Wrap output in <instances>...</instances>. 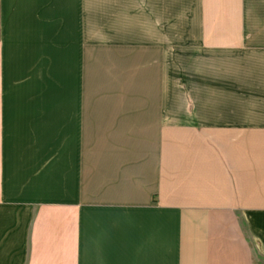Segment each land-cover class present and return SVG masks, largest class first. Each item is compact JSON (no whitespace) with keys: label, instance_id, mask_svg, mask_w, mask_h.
Returning a JSON list of instances; mask_svg holds the SVG:
<instances>
[{"label":"crops","instance_id":"obj_1","mask_svg":"<svg viewBox=\"0 0 264 264\" xmlns=\"http://www.w3.org/2000/svg\"><path fill=\"white\" fill-rule=\"evenodd\" d=\"M115 2L217 107H83L82 0H0V264H264V0Z\"/></svg>","mask_w":264,"mask_h":264},{"label":"rangeland","instance_id":"obj_2","mask_svg":"<svg viewBox=\"0 0 264 264\" xmlns=\"http://www.w3.org/2000/svg\"><path fill=\"white\" fill-rule=\"evenodd\" d=\"M111 6L109 0H82L79 68L83 107L198 105L216 109V82L202 81L201 68L188 59L175 60L177 65H148L143 51L113 46L108 22L110 17L111 31L116 2ZM155 53L157 57L162 54L157 51L151 56ZM75 68L77 89V64ZM214 139L216 129L211 130Z\"/></svg>","mask_w":264,"mask_h":264}]
</instances>
